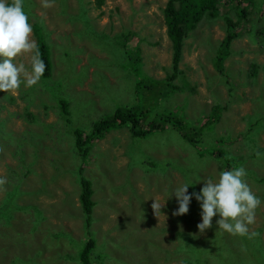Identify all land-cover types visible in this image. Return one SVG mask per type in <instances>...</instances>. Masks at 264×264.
Instances as JSON below:
<instances>
[{
  "label": "rangeland",
  "instance_id": "rangeland-1",
  "mask_svg": "<svg viewBox=\"0 0 264 264\" xmlns=\"http://www.w3.org/2000/svg\"><path fill=\"white\" fill-rule=\"evenodd\" d=\"M81 1L86 19L75 16L76 0H54L51 8L42 7L41 0H24L29 23L44 36L50 77L32 87L22 85L15 94L0 91V178L7 181L0 189V264H80L77 255L87 239L94 241L89 264H182L178 233L190 228L186 214L173 215L179 205L170 193L185 183L218 182L221 171L241 166L261 200L255 223L249 225L259 235L233 236L218 228L217 215L201 234L208 246L211 236L219 240L201 260L227 264L223 257L230 256L228 264H257L264 256V66L261 79L254 73L256 56L264 58V0H250L242 22L260 34L238 32L222 62L223 73L215 59L226 34L225 19L206 14L183 41L170 96L141 104L145 122L149 113L176 109L193 145L169 126L141 139L123 126L95 140L85 164L71 147L72 128L88 132L93 121L109 113L111 103H128L135 73L158 80L170 74L172 50L162 14L167 0ZM226 4L234 22L238 13ZM85 28L112 37L125 34L128 44L136 46L140 68L126 61L131 73L126 72L112 48L80 34ZM15 62L31 71L30 54ZM214 105L221 109L215 122L209 116ZM215 147L222 148L216 157L204 152ZM79 165L94 202L88 226L78 201ZM154 199L164 205L158 218ZM197 221L202 222L201 214Z\"/></svg>",
  "mask_w": 264,
  "mask_h": 264
},
{
  "label": "trees",
  "instance_id": "trees-1",
  "mask_svg": "<svg viewBox=\"0 0 264 264\" xmlns=\"http://www.w3.org/2000/svg\"><path fill=\"white\" fill-rule=\"evenodd\" d=\"M60 1L61 0H58V2ZM95 1L97 2V5H100L103 0ZM236 1L237 2H234L233 0H225V2H222V0H167L165 2L162 14L163 21L165 24L166 35L170 40L172 50L170 74H167L163 79L158 80L147 77L146 75H140L139 73H135V79L133 83L134 95H132V98L128 103H126L125 105L120 104L118 101V105H114V102L111 103L109 113L103 114L97 120L93 121L91 128L88 132H83L78 128H72V132L70 131V134H72V141L70 144L75 155L80 159V163L85 164L92 143L95 140L101 138L104 132L110 129H116L123 126L128 127V132L131 137L140 139L149 136L151 133L161 132L169 126V129L180 131V135L186 141V143H188L189 145L194 144V141H192L190 136L185 133L184 127L182 126L181 118L179 116H176L177 114L175 115L174 111L176 109H166L163 111L156 112L153 115L149 113L151 118L147 122H145L148 116L146 115V111L142 110L140 107L142 106L141 104L145 102L144 100L148 101V98L154 99L159 103L162 99H165L170 96L172 89L175 88L174 84L171 83V80L175 77L176 73L178 72L177 63L180 56L181 41L187 35L188 31L192 30L200 21V19L206 14L215 17L219 14L222 15L225 19L226 34L222 38L217 57L215 59V68L223 73L222 62L228 55V47L230 41L234 39L239 34L238 32L243 29L253 32L249 28H247L248 25L246 23V28L242 25V22L245 19L244 17L249 12L248 5L251 3V1L245 0L247 2L246 5H241V3L239 2L241 0ZM76 2L78 9L76 10L75 16H77L79 13V17H82L81 19L88 18L86 14V9L83 6L84 2L81 0H76ZM226 2H230L232 8L238 13V18L234 22H232L228 17L229 11L227 12ZM64 5H66L67 7V4ZM80 34H84L86 36V40H100L102 44L108 45L110 48H112L110 50L112 51L113 56H121V65L126 72L131 73V71H128L126 69L127 67L125 68L123 65L126 61H129L130 64L135 65L133 67L134 70L136 66L137 68H140V57L138 55V51L136 49L133 51L132 49L136 46H131L128 44L127 36L125 34L115 35L114 37H112L110 35H106L105 32L96 31L94 28H85L84 30H81ZM258 34H260L258 30H255V32L252 33V35L255 36H258ZM33 35L39 47L41 58L46 64V70L42 77L49 78L50 76L48 74L50 72V60L48 58L46 45L43 41L44 36L40 32V30L35 26L33 30ZM116 39H121L118 44L114 42ZM165 87H168L169 89L166 90ZM117 93L118 91H115V94ZM136 95L142 96L143 100H137ZM59 101L62 111L66 113V102L62 99ZM219 111L220 109L218 105H214L210 109L209 116H211L214 121H217ZM202 125H204V123H202ZM221 150V147H215L209 148L204 152L210 155L214 154V156H218L221 154ZM261 150L262 148H258L259 153L261 152ZM261 154H263V152ZM82 168L83 166L79 165L77 171L79 173L78 178L80 185L78 201L83 212V219L86 217L85 223L86 226H88L90 223V214L94 202L91 199L92 189L90 188L89 181L81 175ZM261 180L264 181L263 178ZM203 186L204 185L190 186L188 188V194L199 193ZM201 211L202 209L200 207V202H198L195 199V196H193L189 205V212L184 216L187 221L186 223L190 228V232L178 233V236L180 237L178 251L183 253V255L180 256L179 261L182 264H203L201 260L203 257V253L210 250H214V244H216V242L219 240V236H217L216 234L213 237L209 236L210 243L208 246L204 235L195 230L198 224L197 218L201 214ZM193 231H196V233H193ZM200 237L205 240V242H198V239ZM240 239L246 242L245 238ZM199 244H201V246H198ZM93 245L94 241L92 239H87L83 241L79 254L77 255L80 264L90 263L89 255ZM247 256H250L249 259L251 260L250 250H248ZM228 257L230 256L223 257V260H225L227 264L229 263ZM256 263L264 264V256H261Z\"/></svg>",
  "mask_w": 264,
  "mask_h": 264
},
{
  "label": "clouds",
  "instance_id": "clouds-1",
  "mask_svg": "<svg viewBox=\"0 0 264 264\" xmlns=\"http://www.w3.org/2000/svg\"><path fill=\"white\" fill-rule=\"evenodd\" d=\"M41 2L44 8H51L54 4V0ZM32 33V25L24 11V0H0V91L6 94H15L22 85L35 86L45 73L46 64L41 58L36 41L31 38ZM27 54H30L31 71L23 63L15 62L18 57ZM256 57L259 60L256 66L258 71L253 73L261 79L264 58ZM212 121L215 122L213 119ZM246 176L247 171L242 166L221 171L218 182L208 179L199 193L192 194H188L191 184H181L169 195L170 198L174 194L179 205L173 215L187 214L192 197L195 196L202 209V222L197 224L200 233L211 228L213 218L219 215L220 218L216 221L219 229L233 236L249 239L256 237L259 234L250 232L249 225L255 223L256 210L261 205V200L252 192ZM6 183V179L0 178V189ZM162 207L164 205L154 199L152 209L155 217L158 218L162 213Z\"/></svg>",
  "mask_w": 264,
  "mask_h": 264
},
{
  "label": "crops",
  "instance_id": "crops-1",
  "mask_svg": "<svg viewBox=\"0 0 264 264\" xmlns=\"http://www.w3.org/2000/svg\"><path fill=\"white\" fill-rule=\"evenodd\" d=\"M164 22V21H163ZM164 26H165V24H164ZM192 30H190L189 32H191ZM165 33H166V31H165ZM167 36V35H166ZM187 36V35H186ZM186 36L182 39V41H181V47H180V52H181V48H182V44H183V41H184V39L186 38ZM167 39H168V37H167ZM168 41H169V43H170V40L168 39ZM170 47H171V43H170ZM172 54V53H171ZM171 61V60H170ZM148 77V76H147ZM164 78V77H163ZM174 79V78H173ZM172 79V80H173ZM172 80H171V83H172ZM173 84V83H172Z\"/></svg>",
  "mask_w": 264,
  "mask_h": 264
}]
</instances>
